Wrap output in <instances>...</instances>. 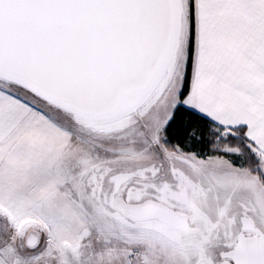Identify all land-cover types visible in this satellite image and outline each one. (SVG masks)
<instances>
[{
    "label": "snow or ice",
    "instance_id": "snow-or-ice-1",
    "mask_svg": "<svg viewBox=\"0 0 264 264\" xmlns=\"http://www.w3.org/2000/svg\"><path fill=\"white\" fill-rule=\"evenodd\" d=\"M0 264H264V0H0Z\"/></svg>",
    "mask_w": 264,
    "mask_h": 264
}]
</instances>
